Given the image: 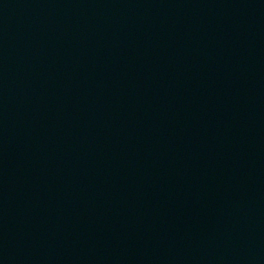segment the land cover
Listing matches in <instances>:
<instances>
[{
  "label": "water",
  "instance_id": "obj_1",
  "mask_svg": "<svg viewBox=\"0 0 264 264\" xmlns=\"http://www.w3.org/2000/svg\"><path fill=\"white\" fill-rule=\"evenodd\" d=\"M0 264H264V0H0Z\"/></svg>",
  "mask_w": 264,
  "mask_h": 264
}]
</instances>
